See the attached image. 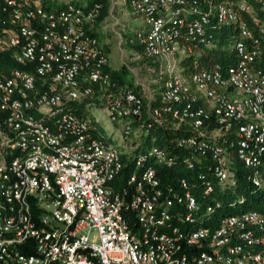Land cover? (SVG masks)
<instances>
[{"label": "built area", "instance_id": "obj_1", "mask_svg": "<svg viewBox=\"0 0 264 264\" xmlns=\"http://www.w3.org/2000/svg\"><path fill=\"white\" fill-rule=\"evenodd\" d=\"M126 5L142 19L144 55L165 63L147 100L111 78L91 34L100 3L0 0V54L20 65L0 72V264H264V212L209 220L221 205L214 188L264 190V0ZM216 27L236 29L233 63L183 75L191 43L211 46ZM96 96L121 137L136 138L129 149L77 110ZM164 124L188 132L171 139L176 153L137 151ZM177 162L196 167L195 184H162L157 166Z\"/></svg>", "mask_w": 264, "mask_h": 264}, {"label": "trees", "instance_id": "obj_2", "mask_svg": "<svg viewBox=\"0 0 264 264\" xmlns=\"http://www.w3.org/2000/svg\"><path fill=\"white\" fill-rule=\"evenodd\" d=\"M193 1H196L197 3L199 2V0H186L187 3L188 2L192 3ZM45 2L48 9L57 10L64 6L63 3H58L56 1L45 0ZM74 2L79 4L77 0H75ZM79 2H83L87 7L91 6L93 3L96 2L101 4L100 14L97 17L94 26L97 27L107 16L111 0H81ZM258 16L260 17V19L264 20V16L262 14H259ZM254 31L255 34L258 35L256 30ZM210 32L212 34V42H213L211 46H205L198 42L197 43L192 42L191 44L194 48V52L190 55L184 56L180 60L179 65L182 68L183 75L189 76L194 71L207 68L212 64H220L222 66H226L233 63L235 55L231 48L230 43L237 36L235 27H222V28L216 27L212 29ZM91 34L96 35V31L93 30ZM129 47L133 49L134 52L144 55L142 46L136 40H134L129 45ZM14 66L20 67V65L16 64L13 61V59L8 53L0 54V72H6L7 68ZM109 72L111 78L117 81L119 85H121L122 82L125 81L127 76L126 68L124 65H122L116 71L109 69ZM127 86L137 93H139L141 90L140 86L133 85L132 83H128ZM158 91L159 89L156 92V96ZM156 104H157L156 102L150 103L151 106H154ZM144 119L146 121L145 116ZM187 133H188L187 131L180 128L172 129V130L166 129V124L157 125V126L154 125L150 129L149 134H147L144 137L143 142L140 145V147L137 149V151H140L141 149L148 147L150 145H157L165 149L167 147L171 149L174 153H176V148H174L170 144L171 139L175 137L183 136L184 134ZM181 153L187 155L185 151H182ZM181 153L179 154L181 155ZM130 170H131L130 166H127L125 168L124 176L120 180L121 184L124 182L125 176L128 174ZM157 171L163 185H166V183L175 184L176 180L179 178L187 179L190 184H195L197 182L195 177L196 167L190 169L183 162H177L169 168L157 166ZM192 191L195 193L197 199L202 204H206L208 202V199L204 200L198 188H194L192 189ZM239 193L244 194L245 200L242 203L236 202L234 205H230L231 198L237 196V194ZM210 196H214L215 199L221 203L220 207L217 208L216 211L213 213L212 217L209 218V220L211 221V223L214 224V226L216 224V221L221 216L226 214L239 213L241 211H246V210H257L264 212V206H263L264 190L253 191V189L246 184L242 185L239 183L237 185V192L235 194L231 193L230 191H219V189L214 188ZM210 221L205 222V224L210 225Z\"/></svg>", "mask_w": 264, "mask_h": 264}, {"label": "rangeland", "instance_id": "obj_3", "mask_svg": "<svg viewBox=\"0 0 264 264\" xmlns=\"http://www.w3.org/2000/svg\"><path fill=\"white\" fill-rule=\"evenodd\" d=\"M70 1L74 2L75 0ZM79 1L81 0H77L79 4H84ZM119 2L123 5L121 6V9L126 11L123 13L119 8V11L114 8L116 17L120 18L119 20L117 18L119 23L116 25H109L106 29L102 26L105 23L99 25L100 29L104 32V35H106L110 41V45H107L106 47L104 46V49L108 53L109 64L111 67L119 68L124 65L127 75L133 76L135 79H138V81H141L144 84L143 86L139 85L140 87H144L140 90V93L142 92L144 99L147 100L146 96H149L151 89L154 87L152 83L156 81L161 82L162 78L165 76V63L147 58V56L138 54L129 47V45L134 41L129 40L133 39L134 33H136L135 29L142 25V19L131 12L129 7L126 5V0H120ZM122 18L128 19L129 23H131L128 28H126V26H122V23L125 22ZM114 21L115 19L113 22ZM96 35L98 37L100 36L101 42L104 41L103 39L105 37H103L101 33L99 35L96 33ZM109 46L110 48H108ZM175 68H178L177 64ZM176 69L175 71L177 72ZM156 90H158V88ZM121 143L123 142L118 140V144H116L120 146Z\"/></svg>", "mask_w": 264, "mask_h": 264}, {"label": "crops", "instance_id": "obj_4", "mask_svg": "<svg viewBox=\"0 0 264 264\" xmlns=\"http://www.w3.org/2000/svg\"><path fill=\"white\" fill-rule=\"evenodd\" d=\"M50 1H56L58 3L65 4V3L69 2L70 0H50ZM119 1L120 0H111L110 7L108 10V14L104 18V20L100 23V24L105 23L102 25L104 29H106V27L109 25H113V24L116 25L119 23L118 20L120 18L116 17V15H115L116 12L114 13V8H116L117 11H119V9H120L123 13L126 12V11H123L121 9V6H123V5H121ZM122 17H123V15H122ZM117 18H118V20H117ZM114 19H115V21L113 22ZM122 19H124V21H125L124 23H122V26H126V28H128L131 25V23H129V20L126 18H122ZM141 27H142V25L139 26L138 28H136L135 31H137ZM93 30H95L98 35L101 33L103 35V37H105L103 39L104 41L101 42L100 36L98 37L96 35L98 37L99 42L101 43V45L103 47L110 45L109 38H107L106 35H104V32L100 29V26L94 27ZM132 40H136L135 39V33H134L133 39H130L129 41H132ZM108 48H110V46ZM109 68L111 70L116 71L120 67L119 68H113L109 64ZM128 83H132L133 85H138V86L144 85L141 81H138V79H135L131 75H127L125 81H123L121 85L127 86ZM152 84L154 87L150 91L151 94L157 92L156 89L160 87L161 82L156 81ZM140 88L143 89L144 87H140ZM101 104L102 103H101L100 97L96 96L95 98H93L92 102L83 101V102L77 103L75 106L79 112L90 115L92 118H94L96 121H98V125L101 127L104 134H106L108 136V138H110V140H112L113 142H115L117 144H118V140L122 141L123 143H121L120 148L126 149V150L129 149L130 146L136 142V138H133V137L132 138H122L121 133L119 131V125L111 123V122H109V120H107V114H106V112H105V110Z\"/></svg>", "mask_w": 264, "mask_h": 264}]
</instances>
